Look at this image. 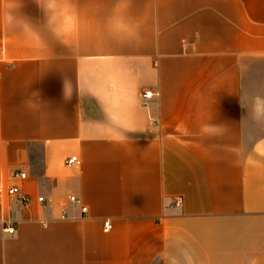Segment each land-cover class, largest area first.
<instances>
[{
    "label": "crops",
    "instance_id": "crops-1",
    "mask_svg": "<svg viewBox=\"0 0 264 264\" xmlns=\"http://www.w3.org/2000/svg\"><path fill=\"white\" fill-rule=\"evenodd\" d=\"M0 185V264H264V0H0Z\"/></svg>",
    "mask_w": 264,
    "mask_h": 264
},
{
    "label": "built area",
    "instance_id": "built-area-1",
    "mask_svg": "<svg viewBox=\"0 0 264 264\" xmlns=\"http://www.w3.org/2000/svg\"><path fill=\"white\" fill-rule=\"evenodd\" d=\"M154 97V94L152 93H146L145 98L146 100H150L151 98ZM79 163V160L77 157H70L66 160V166L72 167L73 165H76ZM14 180H25L27 178V174L22 173V172H17L13 175ZM7 194L11 197L18 196L21 202H23L25 205L29 204V197L25 194L22 193L21 189L19 186H13L12 188L5 190L1 185H0V198L2 195ZM38 201L40 203H45L46 201L44 198H39ZM67 201H70L71 203L77 204L81 207V212L82 214H87L88 208L84 204L82 205L81 200L76 198L75 196H68ZM65 215V212L63 213ZM105 231H109L111 229V223L110 221H106L104 224ZM10 231L14 230V226L9 227Z\"/></svg>",
    "mask_w": 264,
    "mask_h": 264
}]
</instances>
